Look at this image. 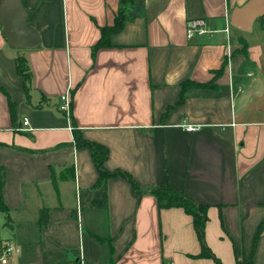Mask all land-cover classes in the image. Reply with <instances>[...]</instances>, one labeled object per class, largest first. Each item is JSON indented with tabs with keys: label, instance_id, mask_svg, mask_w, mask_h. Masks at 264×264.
<instances>
[{
	"label": "crops",
	"instance_id": "1",
	"mask_svg": "<svg viewBox=\"0 0 264 264\" xmlns=\"http://www.w3.org/2000/svg\"><path fill=\"white\" fill-rule=\"evenodd\" d=\"M248 1L23 0L41 37L23 50L0 23V178L11 228L0 264H215L200 255L192 216L160 208L152 189L167 185L208 206L205 242L223 264H264V19L250 33L231 25ZM121 9L125 25L94 51ZM196 18L210 32L189 39ZM189 81L210 84L185 89ZM66 93L70 114L60 109ZM74 122L109 148L105 168L127 171L141 194L114 176L108 208L91 206L98 167L76 146ZM5 240L21 250L7 263Z\"/></svg>",
	"mask_w": 264,
	"mask_h": 264
},
{
	"label": "trees",
	"instance_id": "2",
	"mask_svg": "<svg viewBox=\"0 0 264 264\" xmlns=\"http://www.w3.org/2000/svg\"><path fill=\"white\" fill-rule=\"evenodd\" d=\"M264 17H261L260 20H263ZM126 22V17L123 15L122 9L118 13V17L116 19V22L113 26H107L104 27L103 30V36L97 46L95 47L94 51H96L99 47H105L110 42V35L114 31H119ZM17 62V71L21 77L24 79V89L27 93V96H30L29 94V88L32 82V74L31 69L29 66V63L27 62L26 57L23 54H20L16 58ZM210 83L208 84H201L195 81H189L184 82L183 87L186 88H205L208 87ZM9 105L11 106V113L12 116H15V104L12 102V100L9 99ZM73 134L75 135V142L76 146H84L90 148L92 152V156L94 158V162H96L98 167V181L95 184V187H97L101 191V195L97 198L92 199L91 206L98 207V208H108V191H107V182L109 178L114 176H124L133 186V189L136 191L137 194H141L142 190L139 187V184L135 181L133 176H131L127 171H121V170H115V171H109L105 168V161L108 158L109 155V148L96 142V141H88L85 140L82 137V133L79 129H77L76 124L74 122V131ZM3 178H0V210L6 212V219L7 223L10 221V215H9V209H7L4 205V195L2 194V189L4 185ZM152 193H154L157 196L158 204L160 208H168V207H183L185 211L192 216L194 219V227L195 231L197 232V235L201 242L202 252L201 256L203 257H209L214 258L215 264H223L222 261H220L214 253H212L211 249L207 247V244L205 242V225L208 221L207 218V211L208 206L203 205L201 203H196L194 199L189 197L185 192H181L179 190H176L172 188L170 185L164 186V187H155L152 189ZM74 215H77V212L75 211ZM49 216L48 212L46 210H42L40 214V220L42 224L47 225ZM262 226L259 227L258 235L260 234ZM258 235L256 239L258 238ZM242 264V263H240ZM247 264H252V260H250Z\"/></svg>",
	"mask_w": 264,
	"mask_h": 264
},
{
	"label": "water",
	"instance_id": "3",
	"mask_svg": "<svg viewBox=\"0 0 264 264\" xmlns=\"http://www.w3.org/2000/svg\"><path fill=\"white\" fill-rule=\"evenodd\" d=\"M261 17H264V0H250L235 7L231 25L250 33L254 22ZM0 23L10 47L32 49L41 44L39 32L29 24V14L23 0H0Z\"/></svg>",
	"mask_w": 264,
	"mask_h": 264
},
{
	"label": "built area",
	"instance_id": "4",
	"mask_svg": "<svg viewBox=\"0 0 264 264\" xmlns=\"http://www.w3.org/2000/svg\"><path fill=\"white\" fill-rule=\"evenodd\" d=\"M187 35L189 37V39H192V37L195 36H203V35H207V33H209L210 31L205 27V22L203 19L200 18H196V19H192L189 20L187 22ZM60 109L62 111H66L68 114H70L71 108H72V104H71V95L70 93H66L62 96V101L60 104ZM24 125L27 126L29 124V121L27 120V118H24ZM186 129L188 131H195V129H197V126L195 125H185ZM20 248L17 247V245L13 242L8 240L7 242H5L3 244V258H2V262L3 263H7L8 262V258L12 255H17L20 252ZM170 264V263H169Z\"/></svg>",
	"mask_w": 264,
	"mask_h": 264
},
{
	"label": "rangeland",
	"instance_id": "5",
	"mask_svg": "<svg viewBox=\"0 0 264 264\" xmlns=\"http://www.w3.org/2000/svg\"><path fill=\"white\" fill-rule=\"evenodd\" d=\"M0 216H3V214L0 213ZM3 229L4 231L2 232ZM8 233L11 234V228L7 223V219L6 217H0V237H5L6 235L8 236ZM4 242H7V240Z\"/></svg>",
	"mask_w": 264,
	"mask_h": 264
}]
</instances>
